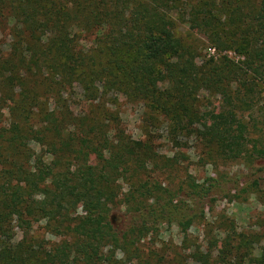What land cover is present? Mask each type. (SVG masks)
<instances>
[{"label": "trees", "instance_id": "1", "mask_svg": "<svg viewBox=\"0 0 264 264\" xmlns=\"http://www.w3.org/2000/svg\"><path fill=\"white\" fill-rule=\"evenodd\" d=\"M213 6L214 0H0V34L11 39L8 53L0 49V91L12 95L10 124L0 131V264H112L105 249L115 252L127 237L106 221L119 205V179L131 183L135 209L153 200L147 215H168L170 193L149 176L139 178L156 165L151 146L125 135L107 106L119 96L184 130L199 126L209 150L239 156L247 126L234 100L243 98L229 90L240 69L227 58L192 64L196 49L179 32L180 24L213 26L212 47L227 49ZM252 14L264 41V0ZM90 37L97 49L89 56L81 42ZM74 85L88 105L75 115L63 99ZM201 90L221 94L228 110L202 114ZM31 141L46 147L48 162L31 151ZM254 153L264 158V146ZM136 177L139 185L131 182ZM40 223L59 242L36 236ZM144 225L132 234L140 239Z\"/></svg>", "mask_w": 264, "mask_h": 264}, {"label": "rangeland", "instance_id": "2", "mask_svg": "<svg viewBox=\"0 0 264 264\" xmlns=\"http://www.w3.org/2000/svg\"><path fill=\"white\" fill-rule=\"evenodd\" d=\"M259 5L260 0H214L215 31L227 49L212 47L208 30L213 26L179 27L186 44L196 49L192 64L202 66L210 60L219 64L227 58L240 69L242 76L232 81L229 90L232 98H243L241 102L234 100V107L237 118L247 126L244 146L237 158L205 147L199 126L184 130L167 118L146 111L141 103L121 96L115 107L107 103L125 135L148 142L157 157L156 165L149 166L150 171L139 178L145 180L149 176L170 193L168 215L157 221L147 215L155 201H144L142 207L138 202L140 207L135 209L128 197L131 183L119 179V205L110 208L106 221L119 238L127 237L125 244L121 239V247L115 252L105 249L112 264H264V158L254 153L255 147L264 146V41L252 14ZM92 39L81 42L89 56L97 49ZM10 40L7 32L0 34L3 52L8 53ZM243 84L247 86L246 96H242ZM1 92L0 131L10 124L6 107L12 96ZM36 93L38 104L44 105L41 89H36ZM83 95L77 85L63 95L74 115L88 106ZM197 109L202 114L228 110L223 96L210 90L200 91ZM29 148L35 155L43 156L45 162L50 159L46 147L31 141ZM96 155L97 152L90 155L91 163ZM131 182L139 185L137 177ZM143 225L139 239L132 232ZM34 230L44 242L61 239L46 234L43 223Z\"/></svg>", "mask_w": 264, "mask_h": 264}]
</instances>
